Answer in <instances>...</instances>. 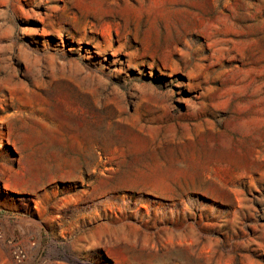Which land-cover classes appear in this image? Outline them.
Masks as SVG:
<instances>
[{
  "label": "rangeland",
  "instance_id": "rangeland-1",
  "mask_svg": "<svg viewBox=\"0 0 264 264\" xmlns=\"http://www.w3.org/2000/svg\"><path fill=\"white\" fill-rule=\"evenodd\" d=\"M0 264H264V0H0Z\"/></svg>",
  "mask_w": 264,
  "mask_h": 264
}]
</instances>
